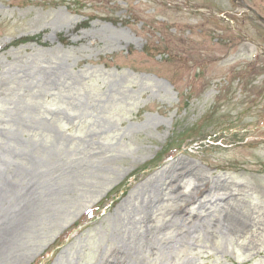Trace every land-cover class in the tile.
I'll return each instance as SVG.
<instances>
[{
	"label": "rangeland",
	"instance_id": "rangeland-1",
	"mask_svg": "<svg viewBox=\"0 0 264 264\" xmlns=\"http://www.w3.org/2000/svg\"><path fill=\"white\" fill-rule=\"evenodd\" d=\"M9 226L0 264H264V23L235 0H0Z\"/></svg>",
	"mask_w": 264,
	"mask_h": 264
},
{
	"label": "bare ground",
	"instance_id": "bare-ground-1",
	"mask_svg": "<svg viewBox=\"0 0 264 264\" xmlns=\"http://www.w3.org/2000/svg\"><path fill=\"white\" fill-rule=\"evenodd\" d=\"M17 216H20V214H18ZM19 220L20 218H17L15 224L19 223ZM12 230H13V226L12 227L9 226L8 228H6L5 232L4 229L0 231V250L3 249V247H5L7 243V239Z\"/></svg>",
	"mask_w": 264,
	"mask_h": 264
},
{
	"label": "water",
	"instance_id": "water-1",
	"mask_svg": "<svg viewBox=\"0 0 264 264\" xmlns=\"http://www.w3.org/2000/svg\"><path fill=\"white\" fill-rule=\"evenodd\" d=\"M242 3L244 2V0H240ZM245 6L249 7L247 4L244 3ZM251 8V7H249ZM254 12H256V10L254 8H251ZM257 13V12H256ZM258 17L260 18V20H262L264 22V16H262L261 14L257 13Z\"/></svg>",
	"mask_w": 264,
	"mask_h": 264
},
{
	"label": "trees",
	"instance_id": "trees-1",
	"mask_svg": "<svg viewBox=\"0 0 264 264\" xmlns=\"http://www.w3.org/2000/svg\"><path fill=\"white\" fill-rule=\"evenodd\" d=\"M32 37H33V36H26V37H23V38H19V39H17V41H18V40H19V41H27V40L32 39Z\"/></svg>",
	"mask_w": 264,
	"mask_h": 264
}]
</instances>
